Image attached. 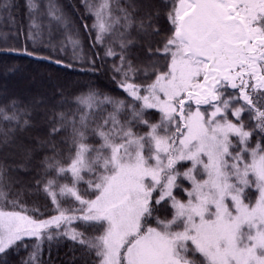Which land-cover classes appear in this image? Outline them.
Returning <instances> with one entry per match:
<instances>
[{
  "label": "snow or ice",
  "instance_id": "6c2138e0",
  "mask_svg": "<svg viewBox=\"0 0 264 264\" xmlns=\"http://www.w3.org/2000/svg\"><path fill=\"white\" fill-rule=\"evenodd\" d=\"M83 4L105 56L119 42L113 67L126 97L90 92L56 113L36 181L55 214L34 217L0 183V254L31 247L25 264H43V242L65 236L94 264H264V0H170V27L143 70L125 49L161 35L159 13L141 14L135 0ZM13 7L0 0V11ZM48 15L70 23L52 0ZM32 27L29 38L39 37ZM68 44L81 58L79 38L60 51ZM0 120L29 125L15 101Z\"/></svg>",
  "mask_w": 264,
  "mask_h": 264
},
{
  "label": "trees",
  "instance_id": "16d2710c",
  "mask_svg": "<svg viewBox=\"0 0 264 264\" xmlns=\"http://www.w3.org/2000/svg\"><path fill=\"white\" fill-rule=\"evenodd\" d=\"M33 2L37 7L31 12L28 0H11L14 7L7 12L0 11V108L11 114L15 101L22 119L29 120V125L19 128L15 122L10 126L8 121L0 120V141L5 134L8 136V145H0V165L7 168L0 183L7 186L10 196L18 195L34 217L48 218L55 212L43 193L36 191V181L43 176L41 162L52 153L51 141L44 146L41 142L48 139L53 117L61 111H74L77 98L90 92L100 98L117 99L125 98L126 94L118 85L120 74L113 67L114 61L119 64V42L110 45L117 55L105 56V46L95 44V34L89 32L93 18L85 12L83 0H52L70 21L67 28L48 15L49 0ZM120 2L123 4L126 0ZM135 3L144 6L141 14L144 11L159 13L156 23L161 35L138 38L125 49L127 57L143 70L149 64V56L153 55L148 51L149 45L153 50L162 47L170 27L164 7L170 0H135ZM33 23L40 27L42 34L29 38L30 32L36 31ZM70 35L80 40L79 59L73 57L70 44L60 51L62 42L67 43ZM6 48L18 51H3ZM25 50L36 55H25ZM57 59L62 63L57 64ZM67 64L73 67H65ZM57 147H62L59 141ZM34 208L39 211L32 212ZM27 243L31 245L32 240ZM32 251L31 247H22L6 257L0 254V259H6L8 264H25ZM41 259L43 264H94L97 258L82 245L65 236H56L52 241L43 242Z\"/></svg>",
  "mask_w": 264,
  "mask_h": 264
},
{
  "label": "rangeland",
  "instance_id": "374dc122",
  "mask_svg": "<svg viewBox=\"0 0 264 264\" xmlns=\"http://www.w3.org/2000/svg\"><path fill=\"white\" fill-rule=\"evenodd\" d=\"M98 99H103V98H100V97H98ZM105 107V106H104ZM158 116H159V114L157 113L156 114V118L158 119Z\"/></svg>",
  "mask_w": 264,
  "mask_h": 264
}]
</instances>
